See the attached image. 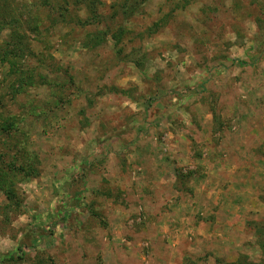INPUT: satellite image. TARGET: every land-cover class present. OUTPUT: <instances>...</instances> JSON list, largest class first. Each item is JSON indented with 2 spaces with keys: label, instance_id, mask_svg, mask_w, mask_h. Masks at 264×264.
<instances>
[{
  "label": "rangeland",
  "instance_id": "374dc122",
  "mask_svg": "<svg viewBox=\"0 0 264 264\" xmlns=\"http://www.w3.org/2000/svg\"><path fill=\"white\" fill-rule=\"evenodd\" d=\"M5 53L0 264H264V0H0Z\"/></svg>",
  "mask_w": 264,
  "mask_h": 264
},
{
  "label": "crops",
  "instance_id": "0c3cea01",
  "mask_svg": "<svg viewBox=\"0 0 264 264\" xmlns=\"http://www.w3.org/2000/svg\"><path fill=\"white\" fill-rule=\"evenodd\" d=\"M248 162L249 161L246 160V162L244 164H238V163L234 162L233 160H231V157H230V159L226 158L224 160H222V158H220L218 160V162H215L216 164L217 163L221 164L220 167L222 170H224V174H218L216 176L217 182H223V184H222L223 188L220 191V194L218 195V199L222 196V198L224 197L223 201L228 200L226 198V196H228L227 193L235 191V187H236L235 181H236V176H238V175L242 177V183H244L243 186L245 188L243 189V192L246 191L247 187H249V181L251 180V178H254V177L256 178V175H257V170H256L257 165L255 164L256 161H254L251 166H249ZM213 177H214V175H213ZM211 178H212V176H211ZM263 192L264 191H261L260 194H263ZM230 199L231 198H229V200ZM233 199H236V198L232 197V199H231L232 202H234ZM253 205H254L253 211L249 210L248 217L246 219L240 218V215L236 214V215L232 216L234 218L233 220L229 221L228 223H226L224 225L226 237H223L224 246L222 247V249L219 253L220 256L225 257V255L228 253V250H226L229 248L228 244H233V243L227 244L226 242H229V241L232 242L233 238L237 237V235L240 234L241 232H244L245 225H246L247 221L250 220L251 217L257 219L260 216H264V209H262L264 206V202L262 200L258 199L257 206H256V203H254ZM255 206L258 207L259 209L257 210ZM233 207H236V209H238L239 206H237L234 203L233 205H231V208H233ZM234 233L236 235H234ZM227 236H228V238H227ZM225 238H227V239H225Z\"/></svg>",
  "mask_w": 264,
  "mask_h": 264
},
{
  "label": "trees",
  "instance_id": "16d2710c",
  "mask_svg": "<svg viewBox=\"0 0 264 264\" xmlns=\"http://www.w3.org/2000/svg\"><path fill=\"white\" fill-rule=\"evenodd\" d=\"M11 56H12V54H11ZM9 58V55L7 54V53H5V54H0V61H2V62H8V63H10L11 62V60H12V58L11 59H9V60H7ZM13 58H15V57H13ZM13 67V66H12ZM5 182V180H4V177H0V189H2V188H5V194H6V199L9 201V202H11L14 198H16V197H14L13 198V196H15V193L13 192V190L12 189H7V187L4 185V187H3V183ZM3 190V189H2ZM10 192H13V194H11ZM20 205L17 203V207H19ZM5 260L7 261H11V260H16V258L14 257V256H12V255H8V256H6V255H4V256H2V263L4 262L5 263Z\"/></svg>",
  "mask_w": 264,
  "mask_h": 264
}]
</instances>
